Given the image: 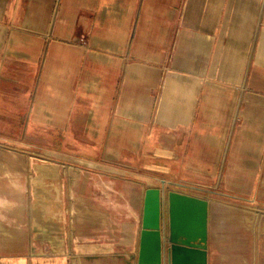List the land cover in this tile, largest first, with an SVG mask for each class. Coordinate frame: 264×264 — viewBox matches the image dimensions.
I'll use <instances>...</instances> for the list:
<instances>
[{
  "label": "crops",
  "instance_id": "1",
  "mask_svg": "<svg viewBox=\"0 0 264 264\" xmlns=\"http://www.w3.org/2000/svg\"><path fill=\"white\" fill-rule=\"evenodd\" d=\"M32 138L0 264H137L165 185L208 201L207 264H264V0H0V144Z\"/></svg>",
  "mask_w": 264,
  "mask_h": 264
},
{
  "label": "water",
  "instance_id": "2",
  "mask_svg": "<svg viewBox=\"0 0 264 264\" xmlns=\"http://www.w3.org/2000/svg\"><path fill=\"white\" fill-rule=\"evenodd\" d=\"M207 223L206 199L176 191L164 193L158 187L147 188L137 264H164V260L166 264H207ZM163 231L168 240L166 248Z\"/></svg>",
  "mask_w": 264,
  "mask_h": 264
},
{
  "label": "rangeland",
  "instance_id": "3",
  "mask_svg": "<svg viewBox=\"0 0 264 264\" xmlns=\"http://www.w3.org/2000/svg\"><path fill=\"white\" fill-rule=\"evenodd\" d=\"M12 146L11 143L0 144V160L7 166L5 170L0 169V214H6L10 210L15 213L31 208L34 202L29 198L37 194L39 187L40 159L37 138H32L30 143L24 146L22 144ZM163 192H167V185L164 186ZM164 212L166 213L165 208Z\"/></svg>",
  "mask_w": 264,
  "mask_h": 264
},
{
  "label": "built area",
  "instance_id": "4",
  "mask_svg": "<svg viewBox=\"0 0 264 264\" xmlns=\"http://www.w3.org/2000/svg\"><path fill=\"white\" fill-rule=\"evenodd\" d=\"M163 244H164V247L166 248V246L168 244V240H167L166 232L165 231H163Z\"/></svg>",
  "mask_w": 264,
  "mask_h": 264
}]
</instances>
